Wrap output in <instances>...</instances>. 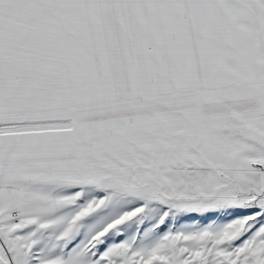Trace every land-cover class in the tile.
Returning <instances> with one entry per match:
<instances>
[{"label":"snow or ice","instance_id":"snow-or-ice-1","mask_svg":"<svg viewBox=\"0 0 264 264\" xmlns=\"http://www.w3.org/2000/svg\"><path fill=\"white\" fill-rule=\"evenodd\" d=\"M0 264H264V0H0Z\"/></svg>","mask_w":264,"mask_h":264}]
</instances>
